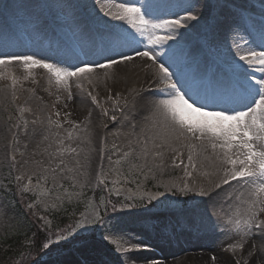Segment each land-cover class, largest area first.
<instances>
[{"label": "rangeland", "instance_id": "374dc122", "mask_svg": "<svg viewBox=\"0 0 264 264\" xmlns=\"http://www.w3.org/2000/svg\"><path fill=\"white\" fill-rule=\"evenodd\" d=\"M2 1L0 0V3ZM74 1L62 0L61 3L64 17L71 20L66 27L69 30L73 27L85 37L88 34L87 23L73 15L78 11ZM77 1L85 2V10L87 13H91L93 0ZM139 3L151 4L153 9L151 18H161L156 12V9L161 5L160 2L142 0ZM223 4L224 0H174L169 15L181 16L186 13L184 15L186 16L189 5H195L191 9L192 14L198 15L199 18L196 21L199 22L202 29H207L211 20L209 13L215 14V21L224 17ZM26 5L27 3L24 7L21 6L25 22L41 18L40 12L28 11L25 8ZM205 5L208 7L206 8ZM34 6L32 3V8H35ZM116 23L128 28L122 22L116 21ZM189 25L192 28L196 26ZM132 31L131 29L129 32ZM28 32L29 44H23V41L17 36L19 41L10 39L11 42L8 46L0 45V47L6 52L34 54L37 58H43L47 62H59L64 67L79 65V63L71 64L69 60L48 55L45 53L47 51H45L44 42L40 37H37L38 33L31 30ZM4 34V31H0V37H4ZM234 36L237 39L234 40ZM234 36L232 33L227 35L229 43L238 42L239 35L235 34ZM65 37H70L69 31L66 32ZM85 40L83 39L82 42L84 43ZM143 43L145 44L144 41H141L138 48ZM85 46L89 47L87 43ZM62 53L65 58H68L69 54L64 48H62ZM100 63H105V61L102 60ZM32 70L31 75L25 80L24 77L28 75V72L22 65L13 63L6 67H0V75H2L0 78V188L5 187L6 189L4 192L0 189V246L3 239L29 231L28 223L10 196L12 194L17 195L22 204L27 205L28 216L36 219L39 217L42 228L52 231L50 227L53 219H57V217L64 222L68 221L66 225H58L61 229L56 231V235L53 233L54 240L51 241H57L58 236L64 235L68 237L66 240L72 242L74 247L77 246L71 251L62 253L58 261L44 259L39 264H122V262L123 264H132L133 261L135 264H143V257L137 256L139 251L121 254L115 250V246L109 239H105L112 226L115 225L116 231L123 235V238L113 237L119 242L128 241L130 244L141 242L153 245L152 239L159 236L165 238L169 234L168 230H164V226L175 224L178 219L191 222L189 227L179 229L180 231L185 230V237L200 242L196 244L198 247L209 246V249L204 252L201 249H194L197 251L195 252L197 256H194L193 259L206 258L208 262L211 261L210 264H218L216 262L219 260L222 264L224 261H228L229 264H235L236 261H239V264H264V257L259 250L253 257L245 252L246 246L250 247L248 248L250 253L253 245L256 247L260 245L261 241L258 238L245 241L238 233L233 232L230 233V236L225 235V230L218 228L219 231H217L208 218L209 209L219 210L222 208V216L227 213L235 218V213L239 210L240 219L243 220L247 218L249 208L248 204L242 202L249 197L237 199L240 193V191L237 192L238 185L234 184L236 187L234 190L229 189L222 193L213 189L217 179L219 182L223 179V169L227 166H221L210 147L202 145L198 140L181 139L176 141L171 137L166 140L162 135V120L157 116L151 122L146 121V117L132 104L136 101L131 102L129 99L128 96L132 95L129 89L118 88L113 83H106L94 90L91 88L92 86H89L87 79L82 78L77 82L73 78L70 84L75 85V90L73 92L71 88V97L69 98V92L64 86L57 85L54 79L49 83L50 77L46 70L41 68ZM154 74V72L144 74L147 79L145 80H154ZM10 76H14L18 81L15 88L12 87ZM33 80L36 82L34 83ZM77 83L82 84L83 88L77 87ZM146 85L150 87V84ZM13 92H15V97ZM87 92L96 96L100 104L99 107L86 96ZM77 94L81 95V100L84 99L86 106L89 105L92 112L96 110L98 113L96 120L89 122V125H95L97 128L96 137H99L95 166L90 165V160L85 153L82 155L78 153L83 140L89 137V135L86 137L85 130L87 122H84L82 117L78 118L81 121H77L79 127L76 129L75 126L69 125L66 116L65 106L68 103L67 111H76L75 108L71 110L73 103H81ZM117 100L119 105L116 104ZM125 101L128 102L127 107H125ZM24 108L31 111L24 112L21 116V110ZM146 108L150 109V107ZM104 109L108 110L107 116L103 115ZM113 109L116 111L113 112ZM56 112H59L60 115L56 116ZM113 114L117 117L116 121L111 120ZM25 120L28 121L27 133L23 123ZM33 120L38 122L33 124ZM55 122H59L63 127H57ZM13 137H17L19 143L14 144ZM192 145L195 147H191ZM190 148V152L195 153L193 157L195 169L188 163ZM72 149H76V151H72ZM125 153L131 154L125 157ZM157 153H162V155ZM13 155H15L14 167L12 166ZM218 166L221 167L218 168ZM9 172L15 177L14 180L18 187L15 186V190L10 189V185H8ZM205 172L209 174L205 175ZM17 177H22V179L17 181ZM213 180L214 182H212ZM29 181H31L30 187H28ZM185 185L193 190L189 193L193 197L189 208L182 207L187 200L183 199L186 195L179 191ZM100 186L105 191L100 190ZM199 187L210 191L211 196L194 195L195 190ZM21 189L25 190L21 191ZM217 190L221 191L220 188ZM173 191L176 192L175 196L172 195ZM160 192H164L165 195L159 196ZM108 194L116 202V209L119 208L118 205H134V207H126L127 214L138 213L141 209L147 210L150 205L155 207L154 212L146 215L155 218L143 219L139 215H137L138 217H116V211L110 213L113 211V207L112 209L108 207L110 197ZM227 195L231 196V200L224 203ZM94 214H99L102 217L99 223L95 222ZM259 218L264 219V213H260ZM71 221L76 223L71 225ZM81 221L85 224L83 229L77 227ZM69 231H72V235H69ZM90 234L95 239L91 237L79 239L81 236ZM60 241L62 240L58 242ZM237 242L244 243V248L242 250L237 248L233 252L229 245ZM104 243L113 249L110 250ZM168 243L172 245L173 256L176 259L182 258L186 262L190 259L187 256L188 253L176 251L172 241H168ZM18 248L16 247L14 250ZM22 248L20 247L18 251L11 254L7 253L5 260L0 264H20L23 257L20 253ZM224 249H228V251L225 252ZM15 256H17L15 259L17 263H13ZM212 256L217 257L216 261L211 259Z\"/></svg>", "mask_w": 264, "mask_h": 264}, {"label": "snow or ice", "instance_id": "6c2138e0", "mask_svg": "<svg viewBox=\"0 0 264 264\" xmlns=\"http://www.w3.org/2000/svg\"><path fill=\"white\" fill-rule=\"evenodd\" d=\"M193 7L195 5H189L188 14L177 19H153L151 18L153 16L152 5L141 4L139 0L135 3H127L125 0H93L92 9L103 18L102 23L114 30L117 25H109V21H118L133 30L132 32L125 30V35L117 34L123 46L130 47L133 44L141 43V40H138L137 37L143 38L145 42L143 50L134 49L135 56L120 52V59L109 56L107 63H97L96 66L111 68L113 65L133 61L135 57L152 62V65L155 66L154 79L157 90L163 98L153 100L150 103L154 108L153 115L158 116L163 122L162 135L164 138L167 140L171 137L176 141L181 139L198 140L202 145L210 147L216 160L221 165L227 166L223 169V179L215 187L231 186V182L236 181L239 188L242 189L237 199L244 197L245 193L249 197L247 200H242L243 203L249 205L246 219H240L239 210L236 211L234 218L233 215L227 213L222 216V208L219 210L209 209L207 215L210 222L216 228H223L225 235L230 236V233H238L245 241L258 238L261 241L259 252L264 257V219L259 218L260 213H264V50L257 51L251 47H242L239 42L234 43L233 56L240 62L235 65L236 68L243 69L246 66L247 69L252 70L250 73L245 72L243 82L238 88L231 84L219 85L209 82V90L202 94L200 91L191 88V86L186 87L182 77L170 71L169 67L165 66V62H160L159 57L164 55L163 51L157 54L155 50L158 46L162 48L168 41L174 40L179 34V30L187 26L188 21L198 20V15L192 14L191 9ZM205 7L208 6L205 5ZM234 7L236 8L235 14L243 19V13L247 9L239 6ZM209 15L211 17L210 22L214 23L215 14L209 13ZM260 17L259 47L264 48V2L261 3ZM232 30H242L247 32L248 36H252V32L248 31L244 25H234ZM161 32L166 34L161 35ZM241 39H244V37H241ZM245 43H249V41H245ZM250 43H256L255 39ZM107 50L111 51L113 49L108 48ZM168 59L171 60V57ZM13 63L22 65L29 75H31V70L34 68L46 70L50 77L49 83L54 79L57 85L64 86L69 92V98L71 97L70 81L75 78L79 82L83 78L92 83L90 76L94 72V68L90 63H84L83 66L64 67L59 62H47L43 58H37L34 54L6 52L0 47V67H6ZM255 73H260V76L257 77ZM174 75L178 76L177 80L173 79ZM10 78L12 87L15 88L18 81L14 76H10ZM24 79L27 80L28 76H25ZM33 82L36 81L33 80ZM77 87L83 88V85L77 83ZM13 96L15 97V92H13ZM86 96L90 98L93 104L100 106L96 96L92 95L91 92H87ZM116 104L119 105L118 100ZM127 104L128 102L125 101V107H127ZM28 111L31 110L28 108L22 109L21 116ZM115 111L116 109H113V112ZM121 112H123V109H121ZM55 115L59 116L60 113L56 112ZM66 115H70V113ZM89 115L91 114L89 113ZM103 115H108L107 109L103 110ZM116 119V115L113 114L111 120L116 121ZM37 122L36 120L32 121L33 124ZM23 123L27 133L28 121L25 120ZM55 123L57 127H63L59 122ZM68 123L79 127L74 121H68ZM69 136H71V133H69ZM44 138L47 139V137ZM13 143H19L17 137H13ZM113 147L115 148V145ZM191 147H195V145ZM72 151H76V149H72ZM130 154L125 153V157ZM157 154L162 155V153ZM12 161L14 167L15 155L12 156ZM188 163L195 169L196 165L193 162L192 154L188 156ZM204 174L208 175L209 173L205 172ZM188 175H191V173H188ZM16 179L19 181L22 177ZM30 185L31 181H29L28 187ZM24 190L21 189V191ZM179 191L187 195L193 190L185 185ZM158 195L164 196L165 193L160 192ZM172 195L175 196L176 192L173 191ZM194 195L210 197L211 192L199 187L195 190ZM230 200L231 196L227 195L224 203H228ZM29 207H32V205H29ZM125 207H134V205H125ZM113 211H116L114 205ZM94 216L95 222L99 223L102 220L99 214H94ZM190 225L191 222L178 219L174 225H165L164 230L167 231L171 227L174 232ZM77 227L85 228L84 222L81 221ZM69 235H72V231H69ZM115 236L123 238V235L118 233L116 226L113 225L105 239L110 240L117 252L128 254L140 250V245L130 244L128 241L119 242L113 238ZM67 238V236L60 235L57 237V241L42 242L41 247L46 250L43 254L48 255L49 251L47 250L51 249L53 243H58L59 240H66ZM229 248L233 252L237 248L242 250L244 243L230 244ZM257 250L256 245H253L249 256H256ZM224 251L227 252L228 249H224ZM211 259L216 261L217 257L212 256ZM132 264H135V262L133 261ZM153 264H158V262L154 261ZM223 264H229V262L224 261ZM235 264H239V261H236Z\"/></svg>", "mask_w": 264, "mask_h": 264}, {"label": "bare ground", "instance_id": "6f19581e", "mask_svg": "<svg viewBox=\"0 0 264 264\" xmlns=\"http://www.w3.org/2000/svg\"><path fill=\"white\" fill-rule=\"evenodd\" d=\"M226 1V8L227 6H231L234 3L231 2L232 0H225ZM242 4H241V8H246L248 12H253L254 10L257 11V15L259 14L261 8L258 6V4L255 2V0H241ZM125 2L128 3V0H125ZM8 5V4H6ZM256 21H260V19H256ZM219 23V22H218ZM217 23V24H218ZM189 24L191 25H196L195 22L189 21ZM190 27V26H189ZM190 29H193L192 27H190ZM248 31L252 32V36H250L252 39L251 40H247L249 41V43H246V45L249 46H255L258 45V43L260 42V35L258 34V30L255 28H251V27H247ZM98 32H102L100 30H98ZM243 32V31H242ZM247 33V32H246ZM179 35L185 37L189 42H193L195 45L198 43L197 39H195L192 34H189V32L185 31V30H179ZM113 37V36H112ZM253 39H255L256 43H250V41H252ZM111 46H115L116 47V51L115 50H111L108 51V48H112ZM107 49H101L100 51H97V53H92L91 49H87V52L90 53L89 57L91 59V62H89L90 64H93L94 62L97 63L101 58H103L104 54H108L112 57H115L116 59H120V52H125L127 53V46H123L120 42L116 41L114 39V37L112 38V45L108 46ZM160 51H163V53H167L170 57L171 60H167L166 63L168 64H174L176 59L178 57H184L188 54H191L192 51L188 52V51H178L176 47H174L172 45V43H170L168 41L167 44L163 45V47H160ZM43 55V53L41 54V56ZM107 63V62H106ZM94 72L91 74L90 79L92 80V83H89V86L91 88H93L94 90H97L100 86H104V84H110L113 83V85L115 84L116 87L118 88H126L131 90L132 95L128 96L129 99L131 100V102L136 101V103H132L133 105H135V107L137 108L138 111H140L142 113V115L144 117H146V121L151 122L152 120H154V118H156L157 116L153 115L154 112V108L151 105V101L153 100H157L158 95L154 93V90H156L157 85L151 81L148 80L146 81V76L144 74H149V70L152 72H155V66L152 65V62L149 60H145L143 58L140 57H135V59L133 61H127L125 63L122 64H118V65H113L111 68H100L97 66H94ZM177 71L174 73H177L179 76H181L182 71H180L178 68H175ZM33 70H31L32 73ZM252 70L248 69L246 71H244V73L242 74V77L240 79H238L239 83L243 82L244 79V74L245 72L250 73ZM144 73V74H143ZM29 76V73H27ZM205 76H207V74L204 73ZM256 75V73H255ZM0 77H2V75H0ZM229 77H225L224 80H228ZM146 79V80H145ZM174 80L178 79L177 75L173 76ZM88 80V79H87ZM145 82V83H144ZM128 83V84H127ZM152 83V87H148L146 84H150ZM186 86V85H185ZM188 87V86H186ZM71 88L72 91L74 92L75 90V85L71 84ZM125 90V91H126ZM77 97L80 98V102L77 103H73V106L71 108V110L73 108L76 109L72 110V111H67L68 110V104L65 106L66 107V114L70 113V115H66L68 121H74L75 124H78L77 121H81L80 119L78 120V118L82 119L84 118V122H87L86 124V137L87 135H89V137L87 139L83 140V143L81 144V148L80 151L78 150L79 154H86L90 160V165L91 166H95V164H97V159H96V148H97V144H98V139L96 135H97V128L95 127L94 124L89 125V122H93V120H96V117L98 116L97 111L95 110L94 112L91 111V108L86 106V103L81 100V95L77 94ZM148 105V106H147ZM64 107V108H65ZM81 107H83L81 109ZM146 107H150V109L146 108ZM90 108V109H89ZM89 113L91 115H89ZM91 116V117H90ZM69 125H73L69 123ZM77 129V127H76ZM191 148L189 149L190 152ZM98 151V149H97ZM190 154H192V156H195L194 152H190ZM90 166V167H91ZM223 166V165H221ZM221 166H218L221 167ZM211 169V168H210ZM214 182V180L212 181ZM217 183L219 182V179H217L216 181ZM236 181H232L231 182V186L229 185H223L220 190L218 191L216 187H213V189H215V191L222 193L225 191L230 190H234L236 187L234 186V184H236L237 186V182L234 183ZM216 183V184H217ZM234 187V188H233ZM239 187V186H238ZM232 188V189H231ZM239 191L241 192L242 189L238 188L237 192L239 193ZM236 192V193H237ZM244 197H248L247 193H245ZM151 243H153L154 246H157L161 249H159V251L162 253L164 257V261L161 264H210V262L207 261L206 258H196L193 259V257L190 256V259H188V261H184L182 259H177V260H173L171 262V249L172 245L169 244L167 245L168 242L165 241L164 237L159 236L158 238H154L151 240ZM198 245H194V249L195 250H200L202 252L207 251V249H209V246H205L204 248H199L196 247ZM259 245L257 246V249L259 250ZM248 248L246 246V251L248 254ZM163 249V251H162ZM252 251V250H251ZM168 262H166V261ZM221 261L219 260V262L217 261L216 263L218 264H222L220 263ZM232 264V263H230Z\"/></svg>", "mask_w": 264, "mask_h": 264}, {"label": "trees", "instance_id": "16d2710c", "mask_svg": "<svg viewBox=\"0 0 264 264\" xmlns=\"http://www.w3.org/2000/svg\"><path fill=\"white\" fill-rule=\"evenodd\" d=\"M8 184H10V181H8ZM0 189L3 192L4 190H6L5 187H2ZM10 196L16 200V198L12 196V194ZM21 207L18 206V211L22 214L23 218L28 223L29 231H26L22 234L19 233L14 237H7L2 240L0 246V263L5 260V256L7 255V253L11 254L13 252H16L20 247H23L20 252L23 255L22 259L20 260V264H32L33 262L37 261V259H35L31 262L34 257H38L40 259L42 256H44L43 253L46 251L41 247V244L42 242L49 241V233L44 230L42 231L36 221L32 220L31 217L27 215V210L22 205ZM61 222L64 221H62L61 219ZM16 247L19 248L17 250H14V248ZM55 250L56 247L51 246V249L47 251H49V254H52ZM16 258L17 256L14 257L13 263H17L15 262Z\"/></svg>", "mask_w": 264, "mask_h": 264}]
</instances>
